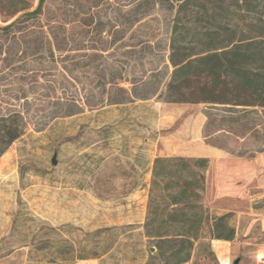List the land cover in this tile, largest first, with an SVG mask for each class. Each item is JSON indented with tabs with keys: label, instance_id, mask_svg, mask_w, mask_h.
Wrapping results in <instances>:
<instances>
[{
	"label": "rangeland",
	"instance_id": "1",
	"mask_svg": "<svg viewBox=\"0 0 264 264\" xmlns=\"http://www.w3.org/2000/svg\"><path fill=\"white\" fill-rule=\"evenodd\" d=\"M39 1L0 0V114L24 123L0 156V264H177L184 236L181 264H264V163L215 202L194 161L152 192L157 158H203L161 154L191 114L206 117L208 144L264 157L261 108L229 132L220 115L208 125L207 103L166 101L174 26H199L194 2L45 0L32 15Z\"/></svg>",
	"mask_w": 264,
	"mask_h": 264
},
{
	"label": "trees",
	"instance_id": "2",
	"mask_svg": "<svg viewBox=\"0 0 264 264\" xmlns=\"http://www.w3.org/2000/svg\"><path fill=\"white\" fill-rule=\"evenodd\" d=\"M44 1H39L32 15L41 10ZM216 1L186 0L182 4L184 9L194 2L198 9L190 19L195 18L194 23L199 26H190V20L176 19L169 54L174 69L167 84L166 101L207 103L209 110L215 111L207 115L208 125L216 120L213 115H220V123L228 122L227 127L231 129L228 131L234 132L235 124L242 129L249 127L250 107L261 108L264 115V12L259 9V3L250 0H245L244 8L237 10ZM211 5L213 12L209 14ZM23 132L24 123L17 112L0 114V156ZM193 161L198 166L209 167V159L204 157L195 160L157 158L152 192L171 188L177 183L173 177H178L180 168ZM193 238H181L180 241L188 242L189 246L187 250L182 245L176 251L177 264L191 257L189 247ZM161 248L159 246V255Z\"/></svg>",
	"mask_w": 264,
	"mask_h": 264
},
{
	"label": "crops",
	"instance_id": "3",
	"mask_svg": "<svg viewBox=\"0 0 264 264\" xmlns=\"http://www.w3.org/2000/svg\"><path fill=\"white\" fill-rule=\"evenodd\" d=\"M165 108L172 110L179 108L185 109V111L192 109L188 105H168ZM205 121L206 117L203 115L191 114L187 120L188 126L177 127L175 132L167 136L168 139L176 143V147L165 149L161 154L163 156L210 158L207 170V195L210 201L215 202L218 199L239 193L241 186L238 185L237 180L253 179L264 163V157L258 156L255 160L235 157L221 148L208 144L202 137Z\"/></svg>",
	"mask_w": 264,
	"mask_h": 264
}]
</instances>
